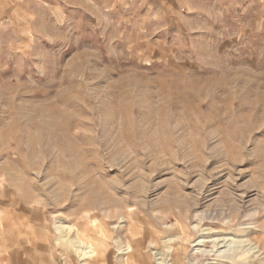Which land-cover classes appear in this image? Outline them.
I'll use <instances>...</instances> for the list:
<instances>
[{"label": "rangeland", "instance_id": "1", "mask_svg": "<svg viewBox=\"0 0 264 264\" xmlns=\"http://www.w3.org/2000/svg\"><path fill=\"white\" fill-rule=\"evenodd\" d=\"M13 221L56 264H231L224 235L264 264V0H0ZM75 223L105 225L102 254L57 244Z\"/></svg>", "mask_w": 264, "mask_h": 264}, {"label": "bare ground", "instance_id": "2", "mask_svg": "<svg viewBox=\"0 0 264 264\" xmlns=\"http://www.w3.org/2000/svg\"><path fill=\"white\" fill-rule=\"evenodd\" d=\"M130 213L133 214L134 212L131 211ZM92 221L93 220H90L88 225H90ZM59 228H60V234L57 239V244H59L64 249H71L79 253L82 252L85 255L88 254L91 257H95V256H98L99 254H102L101 250L103 251L104 248H103V245H100V244H103L105 242L103 239H100L101 237H104L106 241L111 240V232L105 227L104 224H99V225H96L95 227L97 241L96 239H93L92 235H90V233L92 234L94 233V229H95V228L93 229L91 226H87V225L83 226L79 223H75L72 226H68V227L62 225ZM98 241H101V242H98ZM214 242L217 244L216 246L218 247L219 251L215 252V254H213L212 256L214 257L215 260L219 262H224V263L229 262L231 264L238 263V262L246 263L249 261V258L257 259L258 256H261L263 254L261 248L258 245L253 244L251 240H248V239L237 242L235 241V239L225 237L224 235V237L218 238L214 240ZM203 243L204 241L199 240L196 246H202ZM245 243L247 244L245 245ZM105 244H108V242H106ZM236 244H239V245L244 244L245 246H242L243 249H241V251L237 250L238 251L237 252L235 250V247H232ZM247 247L248 249H246ZM224 248H226L227 250L220 251L221 249H224ZM211 253L213 252L211 251Z\"/></svg>", "mask_w": 264, "mask_h": 264}, {"label": "crops", "instance_id": "3", "mask_svg": "<svg viewBox=\"0 0 264 264\" xmlns=\"http://www.w3.org/2000/svg\"><path fill=\"white\" fill-rule=\"evenodd\" d=\"M12 224L15 229L12 228L14 232L9 238H4L3 236L6 230L4 223L0 225V264H4L5 260H8L10 264H56L49 242L43 236L39 237L40 239L37 241L38 236L36 237V235L39 234L38 231L46 232L44 223L37 226L30 224L27 230H23L21 225L16 226L15 221ZM30 227L32 228L31 232L29 231ZM30 253H32L31 256ZM22 254L28 260H21ZM4 256L7 257L5 258Z\"/></svg>", "mask_w": 264, "mask_h": 264}]
</instances>
